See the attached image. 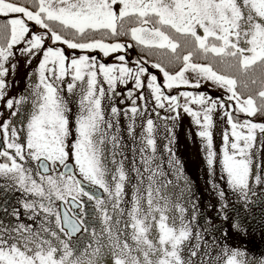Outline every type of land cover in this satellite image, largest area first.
<instances>
[{
  "label": "snow or ice",
  "instance_id": "obj_1",
  "mask_svg": "<svg viewBox=\"0 0 264 264\" xmlns=\"http://www.w3.org/2000/svg\"><path fill=\"white\" fill-rule=\"evenodd\" d=\"M171 33L183 38L187 54ZM94 34L103 39L88 38ZM121 36L179 70L152 63L160 83L147 60L129 66L125 55L105 63L87 54L125 52L131 44L106 42ZM17 52L26 66L40 59L27 93L5 100ZM197 56L208 62H194ZM205 83L224 95L197 91ZM249 84L259 86L254 95ZM0 101L11 117H26L19 129L11 119L0 123V264H106V256L113 264H264L227 243L256 227L245 213L257 203L250 194L264 185V122L251 119L264 116V0H0ZM181 112L202 142L214 217L191 200L171 147ZM216 120L226 126L219 149ZM159 122L169 133L168 171L158 155ZM125 133L137 180L127 209ZM257 223L264 228V220Z\"/></svg>",
  "mask_w": 264,
  "mask_h": 264
},
{
  "label": "rangeland",
  "instance_id": "obj_2",
  "mask_svg": "<svg viewBox=\"0 0 264 264\" xmlns=\"http://www.w3.org/2000/svg\"><path fill=\"white\" fill-rule=\"evenodd\" d=\"M33 30L36 32L43 31L39 28H34ZM61 34L63 35L64 33H61ZM95 35L96 34L88 38L89 39H100V38H96ZM122 37H124V39H120L121 41L119 43H123L125 45H128V44L132 45L131 48H127L126 51L123 53H113L106 59L98 51L94 53H87V54L89 56L95 55L99 59L103 60L105 63H118V61H116L114 57L117 55H125L126 59L129 61V66H133L131 62L134 60H137L136 55H139V56L140 55H145V56L150 55L147 50L142 49L141 47L137 46L135 44V41L131 40L130 36H122ZM45 43H46V46H49L51 44V41L47 40ZM55 46L63 47L65 50V54L69 56L73 54L78 56L81 54L79 52L73 53V50L67 49L65 45H55ZM39 59L40 57H36L35 59H33L31 65L26 66L25 58L21 57L19 52H17L16 58L14 60L9 61V65L13 63L16 64V70H15L14 75H10L8 77V80L11 86L7 90V95L5 96V100H7L8 98H19L21 95H25L27 93L29 74L32 73L33 69L37 66ZM146 67H148V70L150 73L157 75L158 82L160 83L163 82V74L160 73L158 69L152 68L151 64L149 63L146 65ZM169 67L170 65L168 66L166 63L165 68L168 70ZM177 68L178 69L173 72H171L170 70L168 71L170 73H174L178 71L180 67H177ZM188 75L191 76V73H189ZM33 79L35 78L33 77ZM258 87H259L258 85H254L253 87H250L249 91L251 92L252 90H254V93H255ZM130 88H132L131 83L127 86V88L123 86H118L117 91L120 93H125L127 89H130ZM177 91L179 90H174V93ZM197 91L206 92L213 97H220L224 95L222 90H218L217 88L212 86L210 83L203 84L201 89ZM120 99H121L120 96L116 97L117 106L119 108H124L126 105L119 104ZM105 106L107 109V102H105ZM30 108H31L30 103L21 106L22 112L30 111ZM73 112H75L74 107H73ZM0 113H3V115H0V123H2L5 120L11 119L14 123V126H16L18 129L21 127H26V124L22 125L20 123V121L25 120L26 117L21 116L20 114H18L16 117H11L10 111L4 106V101H0ZM106 115H107V110H106ZM261 118L263 119L264 116ZM120 119H121V127H125V120H124L123 115H121ZM257 122H261V121H257ZM262 122H264V119L262 120ZM159 123H161V127L158 130L159 135L157 136L158 155L164 159L165 161L164 169L165 171H168V168H167L168 154L164 152V146L168 143V141L164 137L168 136L169 133L163 128L162 126L163 122H159ZM225 127L226 126L221 121L216 120V127H214L213 129V133H214V145L216 146L217 149H219L220 147L221 135ZM139 131L140 129L138 128L137 135L139 134ZM196 131L197 129L192 124L191 118H189L188 116H186L185 114L181 112V118L178 124L174 128L175 141L171 147L173 148V151L175 152L176 158L180 161L182 165L184 175L188 178L190 182L191 193H189L188 195L190 196L191 200L198 205L199 211L203 215L214 217L215 208L218 207L217 199L215 197V194L212 192L211 186L209 184L208 168L206 165V161L204 159L205 153L202 150V142L200 138L196 135ZM257 135L259 139L260 134L258 133ZM0 136H1V139H0V144H1L2 143V133H0ZM124 141L125 143L129 145V147L125 149V154L128 156V159L125 160V168L128 170V174L130 177V183H126L125 196H124V200L126 201V203L122 204V207H125L127 209V208H130L132 186L136 184L137 180H136L135 172L131 171V159H132L131 144L132 142L128 140L126 133L124 134ZM261 159L264 160V152L261 153ZM136 163H137V166L140 167L141 172H143V165L139 163V154H137ZM169 178H171V176H169ZM3 183H5V181L3 179H0V184H3ZM250 184H254V181H250ZM2 191L3 189H0V192ZM256 192H257V196H251L250 194L251 200L257 201L258 197H261V196L264 197V185L257 187ZM97 194L104 195L102 190H98ZM16 195H20V194L16 193ZM186 206L189 208V212H191V205L186 204ZM245 214H252V208L250 209L249 213H245ZM203 215L201 217V223H203ZM122 219H127V216L125 215ZM251 223L255 224V222H251ZM225 228L227 229V225H225ZM256 228L257 226L253 229H250L248 232V235L246 236L245 235H233L227 241L230 247L238 248V249L245 251L247 253V259L249 261H259V260L264 259V239L260 238L259 236L260 232ZM205 239L210 240L211 237L206 236ZM106 264H113V260L111 256H106Z\"/></svg>",
  "mask_w": 264,
  "mask_h": 264
},
{
  "label": "trees",
  "instance_id": "obj_3",
  "mask_svg": "<svg viewBox=\"0 0 264 264\" xmlns=\"http://www.w3.org/2000/svg\"><path fill=\"white\" fill-rule=\"evenodd\" d=\"M17 2L25 3V0H17ZM171 35H173L175 39H178L181 42V48L178 49V52H180L182 55L183 54H187V51L189 49L184 47L183 38L179 37V36H176L175 33H171ZM95 36H96V38L103 39V37L100 34H96ZM120 39H124V37L121 36V37H118V38H114L112 40H108L106 42H111V43L120 42L121 41ZM136 56H137L136 57L137 60H140L141 62L147 60L149 64H152V63H155V62H158V61H164V66L166 67V63H167L166 60H164V58L161 56V54L158 51H156V50H152V53L149 56H145V55H140V56L136 55ZM194 62H196V63H207L208 61H205L202 58H200L199 56H197V57H194ZM167 65L169 66V64H167ZM174 66H176V67H174ZM174 66L170 65L168 70L173 72V71L177 70L178 69L177 67H180L181 65L179 63H177ZM214 68L218 72H222L223 71L222 66H220L218 64L214 65ZM253 86L254 85L249 84V90H250V87H253ZM237 91L241 92L245 96L248 94V92H245L242 88H239V87H238ZM251 93L254 95L255 94L254 90H252ZM261 117H263V116H260L258 114L256 117H253L251 119H253L254 122H257V121H261L262 122V120L264 118L262 119ZM240 118L243 119L244 118L243 115H241ZM260 198H264V197L261 196ZM248 207H250V209L252 208V214H245L246 215L245 217L247 218L246 220H251V222H255V225L257 226L256 229L260 232L259 233L260 238L264 239V228H261L259 226V224L257 223L258 221L264 220V203L258 202V203H255V204H250Z\"/></svg>",
  "mask_w": 264,
  "mask_h": 264
},
{
  "label": "water",
  "instance_id": "obj_4",
  "mask_svg": "<svg viewBox=\"0 0 264 264\" xmlns=\"http://www.w3.org/2000/svg\"><path fill=\"white\" fill-rule=\"evenodd\" d=\"M0 138H1V136H0ZM100 195V194H99Z\"/></svg>",
  "mask_w": 264,
  "mask_h": 264
}]
</instances>
